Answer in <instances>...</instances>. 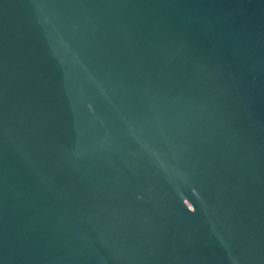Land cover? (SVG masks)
<instances>
[{
	"label": "water",
	"instance_id": "water-1",
	"mask_svg": "<svg viewBox=\"0 0 264 264\" xmlns=\"http://www.w3.org/2000/svg\"><path fill=\"white\" fill-rule=\"evenodd\" d=\"M0 264H264V0H0Z\"/></svg>",
	"mask_w": 264,
	"mask_h": 264
}]
</instances>
